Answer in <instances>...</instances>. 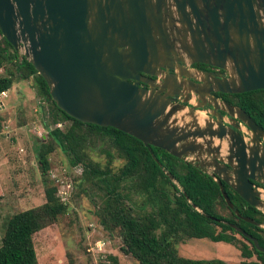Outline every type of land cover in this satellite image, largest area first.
I'll list each match as a JSON object with an SVG mask.
<instances>
[{"label": "water", "instance_id": "water-1", "mask_svg": "<svg viewBox=\"0 0 264 264\" xmlns=\"http://www.w3.org/2000/svg\"><path fill=\"white\" fill-rule=\"evenodd\" d=\"M0 34L22 49L68 116L120 130L153 158L150 146L192 164L216 180L229 208L221 182L264 212L250 181L264 184V130L211 94L264 89V0H0ZM188 93L209 97L216 120L173 101H188ZM215 109L240 120L248 140ZM227 224L264 252L255 237Z\"/></svg>", "mask_w": 264, "mask_h": 264}, {"label": "trees", "instance_id": "trees-1", "mask_svg": "<svg viewBox=\"0 0 264 264\" xmlns=\"http://www.w3.org/2000/svg\"><path fill=\"white\" fill-rule=\"evenodd\" d=\"M0 69V91L8 90L15 81L32 79L37 95L47 102L45 114L49 120H45L46 123L41 116L45 139L35 143L44 201L16 211L5 220L0 237V264H38L34 234L56 222L67 210V203L58 199L55 185L49 184L46 177L50 165L48 154L56 148L68 156L71 165L82 167L79 180L94 190V214L98 224L109 236L116 234L120 239L119 250L138 264H229L218 258L194 259L178 255V243L193 238L235 246L240 257L246 259L241 264H264V252L258 251L251 241L227 224L240 227L264 248V229L257 225L264 224V212L244 203L223 184L233 206L229 208L216 180L192 164L150 146L156 161L138 139L110 126L83 123L68 116L56 107L42 77L1 34ZM227 96L264 130V89ZM63 122L67 124L56 125ZM96 143L104 146V167L89 156V147ZM114 158L122 160V164L111 171L109 164ZM218 208L226 209L227 214L221 215ZM97 264L122 263L115 254L107 253Z\"/></svg>", "mask_w": 264, "mask_h": 264}, {"label": "rangeland", "instance_id": "rangeland-1", "mask_svg": "<svg viewBox=\"0 0 264 264\" xmlns=\"http://www.w3.org/2000/svg\"><path fill=\"white\" fill-rule=\"evenodd\" d=\"M46 103L37 95L31 78L13 82L5 96L0 97V237L5 220L12 213L44 201V184L35 158V143L45 139L41 116L49 122L45 114ZM66 124L56 125L62 127ZM89 149L91 159L104 167V146L96 143ZM48 160V183L55 185L56 190L61 185L58 180L68 184L69 197L67 210L56 222L33 236L38 264H97L98 259L107 253L115 254L122 264H138L119 250V237L116 234L109 236L98 224L94 214V190L79 180L82 167L71 165L68 156L58 148L48 154ZM121 164L122 160L114 158L109 167L116 171ZM218 212L227 214L224 208H218ZM235 237L243 241L238 234ZM176 247L178 255L187 258H218L229 264H241L246 260L240 257L235 246L222 241L193 238L178 243Z\"/></svg>", "mask_w": 264, "mask_h": 264}, {"label": "flooded vegetation", "instance_id": "flooded-vegetation-1", "mask_svg": "<svg viewBox=\"0 0 264 264\" xmlns=\"http://www.w3.org/2000/svg\"><path fill=\"white\" fill-rule=\"evenodd\" d=\"M187 68H193L200 71H216L215 67H212L210 65L202 64V63H191ZM194 82H196L195 79H192ZM138 85L143 88H147V85L142 83L141 81L138 82ZM188 97V101L182 102V99L184 98L183 95H174L173 101L183 103L185 106H194L196 109L201 111L205 117L211 120H216V117L212 113V100H210L209 97L205 96L204 98H198L195 94L191 95L190 93ZM211 94L216 98L219 105H221V102H226L228 104L235 105L234 103H231L228 99L229 95L228 93H221V92H211ZM214 112L219 113L220 119L225 126H229L231 123L235 124L237 126L236 130L241 137L248 140L249 136L247 134V128L244 126V124L234 117H229L228 114H226L223 111H220L218 109H215ZM252 119V118H251ZM260 180H263L260 178ZM252 183L253 189H255L259 193V199L264 204V184H262L260 181L250 180ZM222 185L225 184L221 182ZM226 185V184H225ZM236 194V193H235ZM245 203V202H244ZM247 204V203H246ZM249 205V204H248ZM251 206V205H250ZM263 213V212H262ZM264 214V213H263Z\"/></svg>", "mask_w": 264, "mask_h": 264}, {"label": "built area", "instance_id": "built-area-1", "mask_svg": "<svg viewBox=\"0 0 264 264\" xmlns=\"http://www.w3.org/2000/svg\"><path fill=\"white\" fill-rule=\"evenodd\" d=\"M6 90L0 91V97L5 96ZM60 182V188L58 187L56 190V195L58 196V199L66 204L68 200V184H64L61 180H58ZM98 249H100V246H96Z\"/></svg>", "mask_w": 264, "mask_h": 264}]
</instances>
